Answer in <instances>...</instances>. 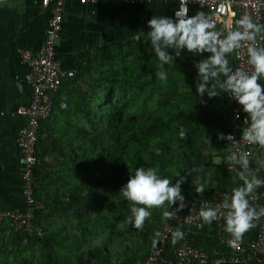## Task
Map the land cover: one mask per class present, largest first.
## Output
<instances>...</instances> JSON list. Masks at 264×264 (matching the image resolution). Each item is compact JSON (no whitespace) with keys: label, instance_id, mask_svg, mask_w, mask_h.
Segmentation results:
<instances>
[{"label":"trees","instance_id":"1","mask_svg":"<svg viewBox=\"0 0 264 264\" xmlns=\"http://www.w3.org/2000/svg\"><path fill=\"white\" fill-rule=\"evenodd\" d=\"M126 46L100 48L62 81L50 118L40 123L35 154L34 199L43 208L33 210V223L44 229L45 237L14 232L7 220L1 221L0 235L8 233L9 247L4 244L0 250V264H143L150 245L170 220L162 212L172 205L165 202L151 208L139 229L126 223L129 202L119 190L134 167L185 176L181 185L185 200L197 193L230 194L242 184L239 170L227 169V140L219 155L206 153L202 144L224 121V135L231 132L233 106L225 93L201 104L194 98L196 60L174 55L172 64L165 65L167 79L161 80L155 56L142 43ZM217 100H222L221 107L215 106ZM180 128L186 131L183 139L177 136ZM44 141L50 143V165L42 162L47 157L46 151L39 150ZM259 153L264 157V147ZM218 157L220 162L215 163ZM258 159L249 164L258 170L251 176L264 178V161ZM197 176L205 185L202 192L195 191ZM64 217L70 224L61 234L53 222ZM24 239L27 243L22 245ZM188 240L210 256L231 255L224 236L210 224L191 230ZM179 241L168 242L160 264H177L173 251ZM22 254L33 255L20 261Z\"/></svg>","mask_w":264,"mask_h":264},{"label":"clouds","instance_id":"2","mask_svg":"<svg viewBox=\"0 0 264 264\" xmlns=\"http://www.w3.org/2000/svg\"><path fill=\"white\" fill-rule=\"evenodd\" d=\"M183 0L182 9L175 12L173 17L154 15L147 21V32L138 31L133 39L146 44V52L152 53L159 67L156 75L167 79L165 65L172 64L173 53L179 56L181 51L189 54L201 55L207 53L194 63L196 76L194 79L195 99L206 104L207 99L220 96L222 93L230 95L243 113H246L247 126L241 132L242 139L248 144L264 147V23H258L248 14L241 15L234 24L228 23L223 29L203 11L188 16L187 3ZM264 4V0H260ZM244 49L245 65L233 67L229 55ZM171 54H170V51ZM194 99V100H195ZM239 118V113L236 114ZM186 131L180 128L177 136L185 137ZM219 139L234 141L231 134H218ZM206 142L208 138L206 137ZM229 160L239 164L241 170L237 176L242 181L240 186L234 187L230 195L222 203L224 227L234 239L229 240L232 246L243 234L254 227L252 221L264 215V206L259 211L252 208L248 195L262 181L255 176H248L246 155H233ZM198 171V170H192ZM127 181L121 186L119 194L129 202L126 223L141 228L150 217V209L176 204V211L185 207V197L181 192V185L185 176L174 173L172 177L161 174L155 167H134L128 170ZM178 179L172 182L173 177ZM195 191H204L205 185L197 176ZM173 211L164 210L163 217L169 218ZM198 217L203 223L211 224L218 218V209L202 207ZM172 242L182 239L184 233L179 229L173 231Z\"/></svg>","mask_w":264,"mask_h":264},{"label":"built area","instance_id":"3","mask_svg":"<svg viewBox=\"0 0 264 264\" xmlns=\"http://www.w3.org/2000/svg\"><path fill=\"white\" fill-rule=\"evenodd\" d=\"M8 0H0V4ZM42 10L49 13L45 37L36 52L19 49L18 55L22 64L26 65L28 72L24 76V81L31 87L32 95L28 106L18 107L16 116L23 118L26 124L18 132L16 143L20 152L21 160V186L24 210H12L0 204V222L8 221V227L14 232H24L27 236H33L40 240L44 239L45 232L40 226L33 223V210L42 209L40 202L34 199L36 188V177L34 175V165L36 162V145L40 123L48 120L52 112L53 98L58 92L62 81L72 77L73 71L64 70L57 59L56 42L60 37L64 23V5L69 0H36ZM80 4L95 3L98 0H77ZM125 5H138L152 1H172V0H114ZM177 2L176 11L182 9L183 0H173ZM188 16L194 15L198 11H203L216 23L218 28L223 29L226 24H234L241 15L248 14L258 23H264V4L260 0H189L187 3ZM193 9V10H192ZM173 14V15H174ZM264 43V41H261ZM233 67L245 65L246 54L244 49L237 50L230 54ZM226 98L232 104L233 124L231 132L234 141H227L228 170H241L239 164L229 160L230 156L239 157L246 155L248 168L245 174L251 176L249 164L260 150L259 145L248 144L241 137L243 128L247 126L246 113L240 110V106L225 93ZM239 113V118L236 114ZM228 135V134H227ZM262 181L261 185L254 188L248 195L250 206L257 211L261 207V200L264 199V178L258 177ZM230 195L226 192L213 191L208 195L197 193L184 201L185 207L176 211V204L171 206L173 215L170 220L163 225L160 233L150 245L148 255L143 264H160L168 242L172 239L171 233L177 229H183L184 236L179 243L174 244V257L177 264H207L209 253L202 252L193 247L188 240L191 230H200L204 224L198 217V212L202 207H212L218 209V218L210 225L215 227L224 236L225 245L230 250L228 258L218 256L217 263L230 262L233 264L246 263L251 259H260L264 262V215L255 218L252 223L256 225L257 233L248 242L239 240L238 246L229 244V240L234 237L227 233L223 221L222 203ZM27 243L23 240L22 245Z\"/></svg>","mask_w":264,"mask_h":264},{"label":"crops","instance_id":"4","mask_svg":"<svg viewBox=\"0 0 264 264\" xmlns=\"http://www.w3.org/2000/svg\"><path fill=\"white\" fill-rule=\"evenodd\" d=\"M176 7L177 2L173 0L152 1L136 6H128L114 0H98L87 4L69 0L64 5L63 28L56 42L57 59L64 70L75 73L77 67L83 66L87 57L102 47L118 43L128 47L130 43L137 42L146 48L144 42L134 40L133 36L138 31L147 32V21L154 15L173 17ZM48 18V11L42 10L36 0H8L0 4V204L12 210L25 209L21 194V158L16 138L26 121L16 116L15 111L18 107L28 106L32 95L31 87L24 81L28 69L21 63L18 50L24 49L34 53L39 49L45 37ZM179 56L197 61L206 57V53L194 55L181 51ZM216 98H221V95ZM221 104L222 100H217L215 106L218 108ZM226 124V121L222 122L215 131L206 135L209 139V144H206L215 148V154H211L219 155L227 146L224 139L218 138L219 133L225 134ZM39 150L46 151L47 157L42 162L50 165L53 157L48 153L50 143L44 141ZM259 151L255 157L257 161L260 158L259 162L263 163L264 157ZM217 159L220 160L219 157ZM253 171L258 170L250 168L251 175ZM66 221L70 224L69 220ZM256 233L257 228L254 225L243 234L241 240L251 241ZM8 240L7 232L0 235L1 251L4 244L9 247ZM30 255L33 254H22L18 259H28ZM218 256L209 254L207 264H233L215 262ZM9 261H13L12 255L9 256ZM240 264L264 262L251 259Z\"/></svg>","mask_w":264,"mask_h":264},{"label":"rangeland","instance_id":"5","mask_svg":"<svg viewBox=\"0 0 264 264\" xmlns=\"http://www.w3.org/2000/svg\"><path fill=\"white\" fill-rule=\"evenodd\" d=\"M209 134V133H208ZM210 136V135H209ZM208 137V136H207ZM209 140V139H208ZM202 144H203V146H204V149H205V152L206 153H214L215 154V148H213L212 147V145H207L206 144V138H204L203 140H202ZM205 143V144H204ZM208 144H209V142H207ZM214 161H215V163L216 162H220V160L219 159H217V158H214ZM67 218L66 217H64V218H55V221L53 222V226H54V228L56 229V230H58L57 232L58 233H61V234H63V233H65V226L67 225ZM49 224H51V222H49ZM34 259H36L37 260V258H36V255H35V257H34Z\"/></svg>","mask_w":264,"mask_h":264}]
</instances>
